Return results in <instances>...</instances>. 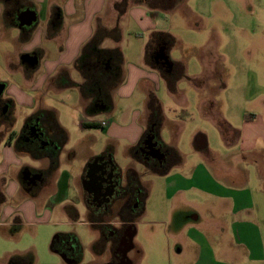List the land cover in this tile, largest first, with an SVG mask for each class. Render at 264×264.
I'll list each match as a JSON object with an SVG mask.
<instances>
[{
  "label": "rangeland",
  "instance_id": "obj_1",
  "mask_svg": "<svg viewBox=\"0 0 264 264\" xmlns=\"http://www.w3.org/2000/svg\"><path fill=\"white\" fill-rule=\"evenodd\" d=\"M66 1L32 0L42 24L40 31L36 32L39 27L35 28L29 38L22 37L16 29L3 28L0 34V84H22L23 76L18 71L10 72L8 66L10 58L12 62H16L17 68H26L24 62L19 59L24 44H27L26 50L34 49L37 44V48L42 49L41 53L30 56L38 59L39 76L53 71L60 64L63 66L56 76L50 78L38 91L27 92L36 100L34 108L17 106L12 111L10 120L14 121L13 126L6 127L4 121L0 124V149L8 146L6 164L17 162L11 154L16 142L11 137V134H15L13 131L21 132L27 119L39 110H52L69 139L62 151L64 165L54 174L55 178L61 175V186L68 181L67 175L75 172V169L66 164L68 159L72 158L71 151L77 155H89L91 151L96 154L111 142L108 141L110 138L105 131L107 128L100 126L102 121L108 120L110 114L113 118L111 122L116 124L112 129L113 134L135 140L141 127L146 125L149 96L155 95L160 102L163 118V123L156 131L166 144L177 150L183 161L182 168L174 166L171 173L178 169H192L203 162L210 165L213 176L221 180L219 170L222 165L236 167L238 156L234 154L235 151H229L223 135H232L230 127L233 131L238 130L236 127L242 125L245 115L264 113V0H167V3L158 2L159 0H127L128 9L123 15L115 9V4L122 0H111L113 5L109 4V0H92L91 9L94 6L96 11H99L98 16L102 23L107 27H118L121 31L119 43L116 44L110 38L103 42L105 48L118 46L123 55L122 80L111 92V104L113 102L114 107L112 111L111 105L107 106V109L89 110V101L82 95L78 86L65 85L68 81L66 77L62 81L64 85L56 80L58 74L66 70L70 80L77 84L83 82V76L75 65L76 61L66 65L63 62H71V58L75 56L79 58L84 46L81 51L78 50L74 45L73 36L68 42L67 30L60 34L57 40L52 39L49 36L50 26L46 27L48 22H42L47 13H52L51 8L48 9L50 3L65 5ZM73 1L77 3L78 0ZM13 7L8 3L9 14H12ZM54 8H57L56 5ZM54 8L53 22L56 27L61 29L63 24V27L75 25L73 34L78 31L82 35L86 34L85 31L82 33V26H88L89 22L82 23V19L78 17L57 19L60 10ZM11 19L13 18L7 19V22L13 23ZM57 32L54 30V33ZM156 33H167L172 39L161 35L155 38ZM93 34L94 31H91V37ZM12 35L16 36L18 47V54L16 52L14 56L9 54L12 51ZM148 45H152L153 49H162L165 53L168 48V56L173 62L162 65L159 61L150 63L146 58ZM32 58L30 60H34ZM11 67H15V64ZM142 78L150 81L145 87L148 90L142 86ZM121 113H126L128 123L121 125L117 122L116 116ZM138 118L140 120H137ZM132 119L136 120L132 123ZM81 120L87 124L84 129L79 126ZM91 122H98V125L90 124ZM9 140H13L11 146ZM82 140L85 142H81ZM116 146V161L122 168H127L130 161L129 149L119 144ZM211 155H214L216 160H213ZM21 157L29 164L37 163L29 157ZM74 164L81 165L82 159L76 158ZM138 170L146 188H149L150 195L146 199L145 215L133 217L137 235L134 239L135 247L128 255L133 264L143 263L139 250L147 245L144 239L145 231H177L185 220L184 216L193 211L202 213L209 206L210 199H214L196 189L186 192L183 197L169 198L166 195V176H160L144 166H138ZM250 170L253 171L252 166ZM18 174L19 170L11 168L10 180L15 181L12 190L19 187ZM51 177L48 176V182ZM254 183L255 175L252 174L251 186L248 189H253ZM75 184L73 183V186ZM71 189L69 201L76 203L72 208L66 205L68 203H62L55 198V189L49 188L47 183L39 201L30 196L19 197L8 205L6 211L5 206L1 208V215L5 212L6 219H11L9 222L13 219V225L8 228L0 227V264H67L51 247L54 236L61 233L73 234L77 239L82 249L81 264H89L94 259V242L97 240L98 230L84 214L86 205L80 192L74 187ZM43 207L52 209L51 215L49 211H42ZM75 213L79 214V218L71 216ZM115 214L110 218H117ZM18 215L24 220L20 225L14 223ZM218 218H208V229L200 224L195 227L198 230L215 232L229 223L221 219L217 221ZM168 219L167 225L160 223ZM34 221L36 223H33ZM259 224L264 241V212ZM171 242L174 247L176 241ZM111 261L112 259L109 261L111 264H116ZM247 261L248 259L244 264H252Z\"/></svg>",
  "mask_w": 264,
  "mask_h": 264
},
{
  "label": "crops",
  "instance_id": "obj_2",
  "mask_svg": "<svg viewBox=\"0 0 264 264\" xmlns=\"http://www.w3.org/2000/svg\"><path fill=\"white\" fill-rule=\"evenodd\" d=\"M14 1L15 4H13ZM25 1L27 2L22 3V1L20 0H0V34L3 28H6L8 30L16 29L21 33L22 37L29 38L31 32L35 28L39 27L37 28L36 32L40 31V25L42 23L38 13L34 10L33 2L32 0ZM109 2L110 5H113V2L111 0H109ZM8 3L15 6L12 11L13 15L11 14L12 16H14L15 20V15L20 13V10L24 9L25 7H29L31 8L29 10L36 12V21H34L29 26H25L27 27L25 29H21L22 27H20V24L18 25L16 23H8L6 18ZM92 4V0H78L77 3H75L73 0H67L65 2V5L64 3H52V5L50 3L48 9L50 7L52 13H47V16L42 20V22H48L46 27L50 26V29L48 28L51 32L49 36L52 37V39L56 38L57 40L58 37H60V34L65 33V30H67V41L69 42L73 36L75 38V47H78V50L80 49L81 51L82 47L85 46L86 42L91 37V31L95 32L98 25L107 27V25L102 23V19L98 16L99 11H96L94 6L91 9ZM54 5H56L57 8H54ZM53 8L57 11L60 10V12H58L57 14V19L60 18L64 20V18L78 17L79 19H82V23L89 22L88 26H82V33H84L85 31L86 34L82 35L79 31L77 32V34H73L75 25H68L63 27V24L61 29H59V27H56L53 22L55 19V17H53L55 15ZM107 28L110 29L111 27ZM54 30H57L58 32L54 33ZM88 30L89 32H86ZM10 41L12 42V51L9 52V54L11 56H14L18 51L16 36L12 35V37H10ZM37 45L34 47V49L30 50H26L25 47L27 46V44H24L21 47L22 54H19V59L20 61L24 62V65L26 66V68L22 70L19 68V66L17 68L16 62H12L9 58L10 64L8 66V69H10V72L18 71V73L23 76L22 84L24 85L23 86L22 84L16 83H10L8 85L4 83L0 84V86H3V91L0 95L4 94L2 97L3 99H10L13 102V110L16 109L17 106L25 109L34 108L36 105V100L27 92L29 91L31 93L33 91H38L45 83H48L50 78L55 77V74H57L59 70L63 68L62 64H60L58 67L54 68L53 71L47 73L45 72L44 75L39 76L37 73V68L40 65L38 64V59L36 57H30L37 52L41 53L42 49L37 48ZM102 47L105 48L103 43ZM158 50L162 51V49ZM166 51V54L168 56V48L166 49ZM77 57L78 56H75L71 58V62H63V64H71L73 61L75 62L78 59ZM30 58L34 60H30ZM168 61L173 62L171 61L169 56ZM13 63L15 64V67H11ZM142 80L144 83V85L142 86L144 88L150 84L149 80H144V78H142ZM145 89L148 90L147 88ZM100 108L107 109V106L102 105ZM110 108L111 111L112 109H114L113 102ZM244 117L245 119L242 121V125L236 127L238 130L235 129V131H233L234 129L229 126L230 130H232V135L231 133H229L228 136L223 135L229 151H235L234 154L236 153L235 155L238 156V159L235 164L236 167L234 165H222V169L219 170V173H221L222 175L221 180L215 178L211 172L210 165L204 164L203 162H200L198 166H195L192 169H178L171 173L174 166L176 168L177 166H181L182 168L183 165L182 159H180V161L178 162H175L173 158V162L170 163L169 166H162L157 169L158 171L155 172L156 174L160 176H166L165 187L167 190V197H183L186 192H190L191 190L196 189L198 191H202L206 195L213 197L214 199H210L209 206L206 207V209L203 210L202 213L193 211L192 213L184 216L185 220L182 221L183 224L177 231L170 230L169 233L165 231L157 233L156 231H145L144 239H146L147 245L139 250V254H141L140 256L143 257V263L140 264H244L247 259L252 264L256 262H264V241L262 237L261 226L259 224V220L261 219L264 212V113L254 112L252 116L245 115ZM116 118L118 120L117 122L121 123V125L128 123V117L126 113H121L120 115L116 116ZM248 118H250V120H247ZM109 119L110 123L106 127L107 129H104H106L105 131L108 133V137L110 138L108 139V141L111 142L107 144V148H103L102 151L96 154H94L95 152L91 151L89 155H77L76 152L71 151L72 158H70V160L67 158L68 162H66V164L75 169V172H73V174L67 175L68 181L63 183L65 185L62 184L60 186L59 181L61 180V175H59V178H57V176L55 178L54 174L55 172H58L60 167L64 165L63 163L65 160H62L64 155L62 151L64 150L66 144L63 146L61 152L58 155V166L54 170V172L50 171L52 162L47 156L33 157L25 153L24 151L17 150V148L14 147V151L11 154L15 156V161L17 162L16 164L15 162L6 164V149L8 148V146H5L4 149H0V165L2 166V170H0V193L3 195V201H1L0 198V211L3 206H5L4 211H6L8 205L14 203L19 197L26 198L27 196H30V198L39 201L41 195L43 194V188L46 187L47 183V185L49 184V188L55 189V192L53 194L55 198L61 200L62 203H68L66 205L71 206L70 208H72V206L76 204L72 203L73 201H69L71 200V188L74 187V189H78L81 194V198L83 199V203L86 205L84 214H86L90 218L95 227L100 222H104L108 225H119L121 219L118 217V213L115 214V212H113L115 216H117V218L115 217L113 219L110 218L113 213L110 214L101 211L100 209H95L90 213L89 208L87 207V193L83 186L87 164L100 153L110 150L113 162L118 167V169L122 171L124 177L127 173L124 172V169H126L125 171H127L129 167H133L140 175V186L142 190H145L146 197L144 199L139 197V202H141L139 203V206L128 209V214L131 215V219L128 220L131 223L133 229L132 233L128 237V246L125 248L121 259L114 257V255L118 252H115L111 249V243L109 242L108 244H106L112 238L107 236V233L106 235H103L100 229L96 227L98 233L96 235L97 240L94 242V259L89 264H111L109 262L111 259V262H114L116 264H133L134 262L130 260L128 256L135 247L134 239L137 235V230L133 226V217L140 214L142 216L145 215L146 199L150 195L148 191L149 188H146L144 182L141 179V173L138 170V166H144L146 168L148 167L137 160V158L133 154V151L134 153H136L137 148L142 144L147 131L151 126H153V124H151V122L149 121V110L147 107L145 115L146 125L141 127L137 138L135 140H132L127 136L114 135L112 129L116 124H114V122H111L113 119L111 114ZM161 119L163 121V118ZM135 120L136 119H132V123ZM137 120L140 119L138 118ZM83 123L84 120H81L79 123L81 129H84ZM90 124L98 125V122H91ZM159 140L167 149L172 148L168 144H166L160 134ZM68 141L69 139H67V142ZM81 142H83V140ZM8 143L9 146H11L12 140H9ZM118 144L123 148L126 147L129 149L128 153H130V161L127 164V168H122L116 161V145ZM78 150H80V148ZM21 155L31 158L32 160H34V162H37L36 165L35 163L34 165L29 164L25 161V159H22ZM211 156L213 160H216V157H214V155ZM76 158L82 159L81 165L74 164ZM26 165L35 169L50 171L49 177L52 176V179L49 180V182L46 180L44 184L41 179V174H37L35 178L31 179H27L25 176H23L22 179L21 174L23 168ZM250 166L253 167V171L250 170ZM13 167L16 170H19L17 181L19 183V187H15L12 190V187L15 183L13 179L10 180L11 168ZM252 174L255 175V183L253 186L254 188L248 189V187L251 186ZM26 181L29 182L26 183ZM73 183H76L75 186H73ZM30 185H34L35 187L29 189L28 186ZM182 203L183 202L180 200V205H182ZM206 204L207 203H205V205ZM18 208H20V206ZM18 208H15V210L19 211ZM42 211H44L45 213L49 211V214L51 215L52 209L50 210L46 207H43ZM38 212L39 207L37 208V213ZM6 216L7 215L5 214V212L3 215H1L0 212L1 228H8L13 225V219L11 222H9V220L11 219H6ZM71 216L75 219L79 218V214L76 213ZM216 216L219 217L217 221L221 219L229 222L230 224L228 223L225 227L222 226L215 232H212L210 230H198L195 227L197 226V224H200L208 229V218L210 219V217H212L214 219ZM204 219H206V221H203ZM22 220L23 218L18 215L16 219H14V223L20 225L23 223ZM33 223L36 222L34 221ZM160 223H164L165 225H167L169 223V219L165 220V222L160 221ZM59 235L71 236L72 239H76L73 234L61 233L55 235L53 240ZM106 236L110 239L103 240V238H105ZM171 240L176 241V245L174 247ZM108 248H110V250H108ZM106 255L108 257H106ZM81 263L82 255L81 260H79V262H76L75 264Z\"/></svg>",
  "mask_w": 264,
  "mask_h": 264
},
{
  "label": "flooded vegetation",
  "instance_id": "obj_3",
  "mask_svg": "<svg viewBox=\"0 0 264 264\" xmlns=\"http://www.w3.org/2000/svg\"><path fill=\"white\" fill-rule=\"evenodd\" d=\"M13 4H15V1ZM14 8L15 6L13 9ZM29 9L31 8L25 7L20 10V13ZM20 13L15 15L16 24L18 25V16ZM25 28L27 27L23 26L21 29ZM161 56H163V58H161ZM152 61H159L161 65L169 62L167 54L157 49L152 52ZM12 105L13 102L10 99H3L2 95H0V124L4 121L6 127H11L14 124V121L10 122L13 111ZM156 130L157 129L152 126L147 131L142 144L137 148L135 153V155H137V160L148 168H151L150 170L158 169L162 166H169L170 163L173 162L171 153L159 140V134ZM13 133L15 134H11V137L16 141L14 144L17 150L24 151L33 157L40 155L53 158L55 154L58 153L59 155L63 148V146L59 148V136L54 132L48 120V116L44 113H40V110L27 119L25 127L21 132L18 133L14 130ZM153 143L157 144L156 147L148 149L149 146H153ZM155 149H158L159 152H156ZM158 155H160L161 158H158ZM128 169L135 170L133 167H129ZM49 172L50 171H43L26 165L23 168L21 178L23 179V176H25L27 179H31L35 178L37 174H41V179L44 184L50 174ZM84 180L88 187V191H86L87 207L90 213L95 209H100L110 214L117 212L118 217L121 219L119 225H108L104 222H100L96 225L103 235L107 233V236L112 238L110 239L106 236L103 240L110 239L106 244L110 242L111 249L118 252L114 257L121 259L125 248L128 246V237L133 229L128 220L131 219V215L128 214V209L139 206V203H141L139 202V191L134 190L132 181L129 182L128 180L127 173L125 177H122V171L119 170L113 162L110 150L100 153L87 164ZM28 182L29 181H26V183ZM34 185H30L28 188L32 189L35 187ZM53 244L55 247L53 251L60 254L63 259L66 260L67 264L76 263V259L79 255V245L77 241L70 236L62 235L55 237Z\"/></svg>",
  "mask_w": 264,
  "mask_h": 264
},
{
  "label": "trees",
  "instance_id": "obj_4",
  "mask_svg": "<svg viewBox=\"0 0 264 264\" xmlns=\"http://www.w3.org/2000/svg\"><path fill=\"white\" fill-rule=\"evenodd\" d=\"M158 2L167 3V0H159ZM115 9H117L120 15H123L128 9L127 0H122L121 2L116 3ZM6 18L8 20L9 18H13L11 19V21L13 23L17 22L14 19V16L12 17V15L9 14L8 11L6 12ZM156 34L157 35L155 36V38L161 35L170 37L172 39V36L169 34ZM108 38L112 39L115 43H119L121 39L120 29L118 27L109 29L107 27L98 25L91 39L83 47L80 57L75 62L77 69L83 76V82L81 84H77L70 80L68 74H66V70L61 71L56 78V80H58V83L61 85H64L62 81L63 78L66 77L68 81L65 85H67L68 87L78 86L81 90L82 95L89 101V110L98 111L102 105L110 106L111 92L120 84L122 80V51L118 46L114 48H103L102 43ZM155 50L156 48L153 49L152 45H148L146 58L150 61V63H152V52ZM148 110L149 121L155 128H157L162 122V109L160 102L155 95L149 96ZM40 113H44L48 116V120L52 125L54 132L59 136V148H61L66 144L68 139L66 130L58 123L54 111L42 109L40 110ZM83 126L86 127L87 124L83 123ZM167 150L171 153V155H173L172 158H174L175 162L180 161L181 158L176 149L168 148ZM133 154L135 157H137L134 151ZM36 157H40V155H36ZM50 160L52 162L50 171H54L58 166V153L55 154L53 158H50ZM153 171L157 172L158 170L154 169ZM127 177L129 182L132 181L134 190L139 191L140 198L144 199L146 197V192L145 190L141 189L140 175L135 170L128 169ZM0 198L1 201H3V195L1 193ZM52 249L55 250L53 242ZM81 255L82 249L79 246V255L76 259V262H79V260H81Z\"/></svg>",
  "mask_w": 264,
  "mask_h": 264
},
{
  "label": "water",
  "instance_id": "obj_5",
  "mask_svg": "<svg viewBox=\"0 0 264 264\" xmlns=\"http://www.w3.org/2000/svg\"><path fill=\"white\" fill-rule=\"evenodd\" d=\"M37 19V15H36V12L32 11V10H26V11H23L22 13L19 14L18 16V20H19V24H20V27H23V26H29L31 25L34 21H36ZM161 58H163V56H161ZM3 91V86H0V94L2 93ZM152 140V139H151ZM156 143H153V146H149L148 149H153L156 147ZM156 152H159L158 149H155ZM163 155V153H162ZM158 158H161L160 155H158ZM122 177H123V174H122ZM83 186H84V189L86 191H88V187H87V184L84 180L83 182Z\"/></svg>",
  "mask_w": 264,
  "mask_h": 264
},
{
  "label": "built area",
  "instance_id": "obj_6",
  "mask_svg": "<svg viewBox=\"0 0 264 264\" xmlns=\"http://www.w3.org/2000/svg\"><path fill=\"white\" fill-rule=\"evenodd\" d=\"M109 123H110V119L108 118V120H104V121H102V122L100 123V126H101L102 128H106V127L109 125Z\"/></svg>",
  "mask_w": 264,
  "mask_h": 264
}]
</instances>
